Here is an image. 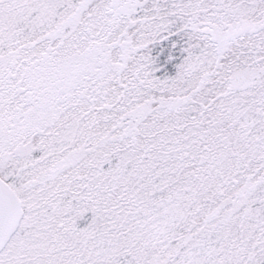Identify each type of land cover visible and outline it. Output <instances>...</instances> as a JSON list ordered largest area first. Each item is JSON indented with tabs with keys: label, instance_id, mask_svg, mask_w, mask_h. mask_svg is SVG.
<instances>
[{
	"label": "snow or ice",
	"instance_id": "6c2138e0",
	"mask_svg": "<svg viewBox=\"0 0 264 264\" xmlns=\"http://www.w3.org/2000/svg\"><path fill=\"white\" fill-rule=\"evenodd\" d=\"M0 264H264V0H0Z\"/></svg>",
	"mask_w": 264,
	"mask_h": 264
}]
</instances>
